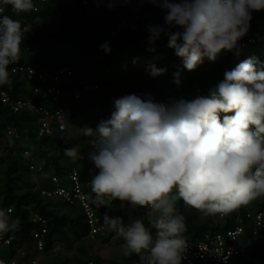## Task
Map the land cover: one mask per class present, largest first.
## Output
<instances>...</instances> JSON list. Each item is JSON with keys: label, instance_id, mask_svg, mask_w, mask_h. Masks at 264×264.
I'll return each instance as SVG.
<instances>
[{"label": "clouds", "instance_id": "9594fccd", "mask_svg": "<svg viewBox=\"0 0 264 264\" xmlns=\"http://www.w3.org/2000/svg\"><path fill=\"white\" fill-rule=\"evenodd\" d=\"M8 5L17 13L38 11L33 0H0V6ZM158 6L165 10L164 23L147 26L149 50H156L163 34L184 68L193 71L205 58L215 62L222 51L238 55L239 41L253 13L264 11V0H162ZM31 30L0 15V88L12 86L9 66L21 59L24 34ZM100 48L106 54L112 50L109 41ZM147 71L155 79L167 68L152 64ZM173 83L181 84L179 71ZM82 135L88 139L86 157L79 143L63 153L94 166L89 187L95 207L121 202L129 221L106 210L103 222L123 238V254L138 255L141 264H183L186 226L178 201L215 215L264 196V62L248 57L192 98H116L110 117L84 127ZM137 206L147 210L150 227L126 211ZM18 227L19 221L0 209V234ZM44 256L41 264H48Z\"/></svg>", "mask_w": 264, "mask_h": 264}, {"label": "trees", "instance_id": "16d2710c", "mask_svg": "<svg viewBox=\"0 0 264 264\" xmlns=\"http://www.w3.org/2000/svg\"><path fill=\"white\" fill-rule=\"evenodd\" d=\"M84 1L85 4L83 0H46L39 4L35 12H21L18 15L6 8L0 14L8 15L20 23L24 16L32 27L21 44V63L43 67L47 72L63 67L72 72L59 85L64 95L62 101L68 121L64 130L55 127L50 134L38 136L36 112L27 108L11 111L7 104L0 101V206L4 210L11 206V219L17 218L19 221L18 230L13 231V240L2 254L10 257L14 247L26 248L32 244V232L40 226L39 222L31 220V212L36 211L46 217L48 224L44 258L47 259L46 254L54 244L63 245L61 252L47 259L48 264H69L70 261L85 262L90 259L108 261L110 264H141L136 254L123 255L111 262L109 258L95 254L92 241L109 243L115 233L105 227L103 235L96 234L92 240L87 238L88 224L76 202L69 204L55 197L59 204L74 209L73 214L55 211L49 201L53 197L41 195L39 190L33 189L22 151L30 150L33 159L43 165L41 185L51 188L50 176L55 175L62 186L69 188V168L76 167L82 178L89 161L87 158L71 161L64 155V148L71 147L78 139H85L86 144L80 146L86 157L88 139L78 131L87 126L95 127L100 120L109 118L114 111L116 98L129 94L157 102H167L169 97L192 98L198 92L206 93L223 79L225 70H231L240 61L256 57L264 62V11L253 13L248 31L260 40L245 47L238 55L233 51H222L215 62L205 58L195 70L188 71L183 66L182 58L175 55L174 49L167 47L168 40L163 34L156 42V50H149L147 26L164 23L165 10L158 6L162 0ZM96 4L98 7H95ZM105 41L110 42V54L100 48ZM152 64L167 68V72L158 78H151L147 69ZM177 71L181 79L179 86L173 83V73ZM10 79L12 86L0 89L6 90L13 99L22 98L29 103L40 99L39 95L32 92L31 86L24 83L20 73L10 74ZM93 85L96 87H91ZM74 89L79 91V96L71 99ZM7 126H13L19 133L16 141L18 147L10 144L5 129ZM74 129L77 134L73 138ZM83 191L87 193L88 202L94 206L91 203L94 194L90 187H83ZM252 202L264 215V196ZM120 206V201L112 200L106 207L98 208L100 222L104 224L103 215L107 210L112 216L122 215L127 223L129 217L121 211ZM126 211H131L133 219H140L146 227H150L144 208L137 206ZM177 213L184 217L185 241H196L205 232L223 231L232 223L229 217L220 220L217 214L204 215L185 205L182 200L177 202ZM239 249L240 254L229 264H264V227L256 235L246 227L239 238Z\"/></svg>", "mask_w": 264, "mask_h": 264}, {"label": "built area", "instance_id": "2783aa9c", "mask_svg": "<svg viewBox=\"0 0 264 264\" xmlns=\"http://www.w3.org/2000/svg\"><path fill=\"white\" fill-rule=\"evenodd\" d=\"M46 0H35L34 4L36 8L39 7L41 2ZM83 4L85 1L83 0ZM3 8L0 14L5 11L6 8L12 13H17L11 5L0 6ZM98 7V4L95 5ZM21 24L28 25L26 18L21 17ZM26 33L24 34V38ZM260 40L258 37L247 33L239 41V52L250 44ZM235 53V52H234ZM236 54V53H235ZM9 73H20L24 78V83L31 86L33 93L40 96L37 102H29L25 99L18 98L13 99L11 95L4 89H0V101L8 105L11 111H18L21 108H27L31 112L37 113L36 118V132L38 136L50 134L55 127L64 130L68 126V121L64 112L63 105V93L60 89V83L71 75V70L67 67L47 72L43 67H35L30 64L21 63L19 60L17 63L9 66ZM91 87H96L93 85ZM89 86V88H91ZM79 91L73 90L71 98H78ZM6 133L9 135L8 139L11 140V145L18 147L16 142L19 133L13 126H7ZM24 157L26 159L25 164L27 167V173L30 181L33 184V189L39 190L41 195L49 197H59L62 201L69 204L74 202L78 203L81 207L82 214L88 224V231L86 237L89 239H95L96 234L103 235L105 233V226L100 222L97 215L98 208L92 206L87 200V193L83 191V187L89 186V180L93 174L94 166L89 162L86 169V174L81 178L79 170L76 167H70L67 173V178L70 182V187L65 188L62 186L55 175L50 176L51 188H46L40 184V175L43 171V165L33 159L32 152L24 149ZM258 197L254 200H258ZM252 200V201H254ZM112 200H107L106 204H109ZM249 202L246 205H241L228 214H217V218L224 220L229 217L232 223L223 231L205 232L201 238L196 241H186L187 249L184 253L183 264H195L197 262L207 264H229L236 256L240 254L239 238L245 231V228H249L253 235H256L264 227V215L253 202ZM0 209L1 206H0ZM9 214L12 213V207L7 206L5 209ZM145 215L147 210L144 208ZM11 218V217H10ZM154 218V216H153ZM13 219V218H12ZM18 220L17 218H14ZM149 219V217H148ZM31 220L39 222L40 226L38 230L32 232L34 238L31 246L32 253L25 256L22 255L19 247H14V253L10 257H4L2 251L8 249L7 246L13 240L15 234L13 231L0 234V264H41V260L44 256V240L47 233V219L39 212H31ZM154 234V229L152 230ZM63 250L62 246L54 245L48 251V254L57 255ZM69 264H110L108 261H95L88 260L85 262L70 261Z\"/></svg>", "mask_w": 264, "mask_h": 264}, {"label": "rangeland", "instance_id": "374dc122", "mask_svg": "<svg viewBox=\"0 0 264 264\" xmlns=\"http://www.w3.org/2000/svg\"><path fill=\"white\" fill-rule=\"evenodd\" d=\"M136 81V79L134 80ZM73 99V98H71ZM69 101V100H67ZM65 104H69V102H65ZM66 106V105H65ZM74 133H73V138L75 137V135L77 134V130L74 129ZM79 133H81L82 131H78ZM75 143H79V145H84L86 144V140L85 139H78L75 141ZM88 150V147H87ZM49 201H51L50 203L53 206V209L55 211H58L60 213L62 212H66L67 214H73L72 212L74 211V209L72 207L69 206H65L64 204H59V200L56 198H51ZM87 244V242H86ZM110 246H112V249L114 250L113 254H111V257L109 258L110 262L114 259H117V257H122L123 254V247H124V240L122 237H118L116 234L115 236L112 237V239L110 240V242L108 243ZM116 246V247H115ZM138 259H140V257L138 255H136ZM47 259H45L43 261V263H46Z\"/></svg>", "mask_w": 264, "mask_h": 264}, {"label": "crops", "instance_id": "0c3cea01", "mask_svg": "<svg viewBox=\"0 0 264 264\" xmlns=\"http://www.w3.org/2000/svg\"><path fill=\"white\" fill-rule=\"evenodd\" d=\"M72 240H74V239H71V241ZM95 241H92L95 244L93 246V248H92V251L95 254H97V255H99L101 257L110 258L111 254H113V252H114V250L112 249V246H110L108 243H100L98 240H95ZM20 249H21V252H22L23 256H25V252H26L27 255H30L32 253V246L31 245H29L26 248L25 247H21ZM119 258H121V257H117L118 260H119Z\"/></svg>", "mask_w": 264, "mask_h": 264}]
</instances>
